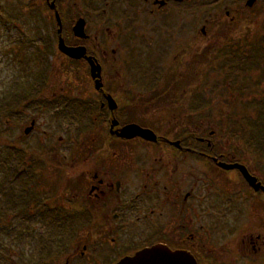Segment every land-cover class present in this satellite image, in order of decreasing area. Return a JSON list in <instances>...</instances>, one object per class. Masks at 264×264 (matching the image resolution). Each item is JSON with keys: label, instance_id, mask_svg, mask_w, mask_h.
I'll use <instances>...</instances> for the list:
<instances>
[{"label": "flooded vegetation", "instance_id": "af4514ba", "mask_svg": "<svg viewBox=\"0 0 264 264\" xmlns=\"http://www.w3.org/2000/svg\"><path fill=\"white\" fill-rule=\"evenodd\" d=\"M199 3L213 11L198 32ZM261 5L18 0L6 10L0 0V47L14 28L16 51L47 71L19 90L13 109L0 106V255H33L5 264H115L153 247L196 264H264V156L232 139L218 114L200 113L194 90L198 54L210 55L198 35L234 41L232 25ZM59 37L83 56L59 49ZM237 47L225 59L238 63L242 81L244 57H235L245 49ZM53 67L68 77L56 92L46 81ZM11 112L18 130L6 141ZM128 125L154 138L124 135Z\"/></svg>", "mask_w": 264, "mask_h": 264}, {"label": "rangeland", "instance_id": "374dc122", "mask_svg": "<svg viewBox=\"0 0 264 264\" xmlns=\"http://www.w3.org/2000/svg\"><path fill=\"white\" fill-rule=\"evenodd\" d=\"M7 7L12 10V7H15V2L18 0H4ZM201 2V1H200ZM213 11V9H209L207 3L198 4V15H197V31L199 32L202 28L204 21L206 18L210 16L207 15L208 11ZM8 12V11H7ZM10 14V13H9ZM11 17H14V14H10ZM46 28L48 30L49 22H46ZM40 25V23H39ZM208 28V32L214 28V24L207 23L205 25ZM225 29L227 27L226 23L219 25L218 28ZM233 28L240 29L239 31H235L233 29V35L231 37H235L234 41L227 40L224 42V39L218 43H208L204 39V37H200L198 35V47L199 49L203 48L205 50H209L210 55L206 60L208 54L199 53V60H203V62H199L197 66L196 73V81H195V91L198 92V102L201 109L199 110L202 114H210L213 115L219 114L218 111L221 108L228 109L225 106V99L229 97L224 92V85L231 80L228 78V72L224 71V64L221 60H224L227 54L232 55L239 49L238 44L240 45L242 51L243 49H249V46L255 45L250 52L243 53V61L248 63H254L256 60H263L264 57V48L260 45L261 41L264 45V5L257 7L255 10H247L244 15L236 25H232ZM243 34V35H242ZM5 39L2 41L3 46L0 47V106L6 107V97H11L13 93L16 94L19 90L25 88L27 90H32V86L39 84L40 80L37 78L38 75H35L38 72H41L43 66L38 63H33V61H27L30 57H25L24 50L16 51L14 45V39L16 35V30L6 29L5 31ZM230 37V38H231ZM225 38V37H224ZM263 50H262V49ZM204 53V52H203ZM17 54V55H15ZM242 55V54H241ZM252 57V58H251ZM233 59V58H229ZM206 60V61H205ZM214 60V61H213ZM229 63V61H227ZM226 62V63H227ZM227 63V64H228ZM65 71L61 67H53L50 75H47L46 81L52 85V91L56 92L61 87L65 86V81H68L67 75H65ZM250 76L254 78L261 77L258 71H254ZM258 76V77H257ZM73 80V78H71ZM259 79V78H258ZM72 80L69 81V84ZM261 80V79H260ZM261 88L264 89V81L261 82ZM260 88V89H261ZM260 89L255 90L254 93L260 94ZM68 91L71 93H76V87H69ZM4 98V99H3ZM230 109H234V112H245L244 105L239 104V102H235L234 105L229 106ZM249 109V108H248ZM213 110V111H212ZM220 115V114H219ZM222 117V116H219ZM11 124H8V127H5L7 131H11L10 135L5 134L4 138L10 140L13 138L18 130L17 124L19 123L16 120V116H12ZM0 124H5L4 121L0 120ZM2 152V149H1ZM1 155V153H0ZM6 261L15 260V257L19 256L21 259L30 258L33 255H5ZM36 257V256H34ZM77 257L74 256L73 259ZM9 258V259H8ZM111 257L107 258L109 260ZM18 259V258H17ZM65 259V256L61 258V262ZM5 260L2 259V255H0V262L5 264ZM21 261V260H20ZM7 264V263H6Z\"/></svg>", "mask_w": 264, "mask_h": 264}, {"label": "trees", "instance_id": "16d2710c", "mask_svg": "<svg viewBox=\"0 0 264 264\" xmlns=\"http://www.w3.org/2000/svg\"><path fill=\"white\" fill-rule=\"evenodd\" d=\"M260 45L264 48L262 41ZM254 46L255 45L249 46V49L245 48L244 53L246 50L247 52H250ZM238 57H241L242 59L244 56L241 55L235 57V61ZM224 61L227 62L226 59ZM237 64L238 63L234 62L233 59H230L228 67H223L224 71L226 70V72H228V78L231 81L224 85L223 92L226 95H229V97L225 99V106L228 107V109H219L218 113L220 114L221 110L223 114L218 115L222 116L220 117L221 119H225L228 122L231 128L230 132H232V139L244 141L246 149H253L259 155L264 156V89L261 88V82L264 81V57L263 60H256L254 63L247 64V61L244 62L245 66L243 67V70L245 76L242 81L240 76L241 68L237 66ZM254 71H259L261 76H257L259 79L250 76ZM46 72L47 71L44 69L35 74L38 75L39 78L37 79L40 80L41 83L45 81ZM259 89V95L254 93L255 90ZM27 92H29V90H27ZM14 94L15 93H13L11 97H6L5 99L6 108L8 109H13L15 106L16 96ZM235 102L244 105L246 111L234 112L233 108L230 109L229 106L234 105ZM11 117L12 112L11 115L6 114V118L11 119ZM55 260L56 258L54 257H39L37 264H52L51 261Z\"/></svg>", "mask_w": 264, "mask_h": 264}, {"label": "water", "instance_id": "95a60500", "mask_svg": "<svg viewBox=\"0 0 264 264\" xmlns=\"http://www.w3.org/2000/svg\"><path fill=\"white\" fill-rule=\"evenodd\" d=\"M57 22L59 25L58 32H60L61 23H60L59 17H57ZM75 29H77L76 35L84 36L83 22L81 20H79L77 22ZM59 49L63 50L64 52H66L67 54H69L70 56H72L74 58H80L84 54L83 48L67 47L64 44V41L61 37H59ZM91 67H92V71H97L96 75H98L99 65L98 64L94 65L91 63ZM122 131L124 132L123 133L124 135L131 134V132H133V131L135 132L133 134H140V135L151 133L152 137H150L149 135H145V136L150 137V138H154L153 137L154 134H152V132L150 130L140 128L137 125L125 126L122 129ZM245 172H246V170H245ZM245 174L248 177H250L247 174V172ZM259 185L260 184H257L256 186L253 185V186H255V188L257 189ZM262 188H264V187H262ZM115 264H196V262L189 255H183L181 253H174V252H163L162 250L159 249V247H153V248L141 250L138 253H136V255L123 257L118 262H116Z\"/></svg>", "mask_w": 264, "mask_h": 264}]
</instances>
